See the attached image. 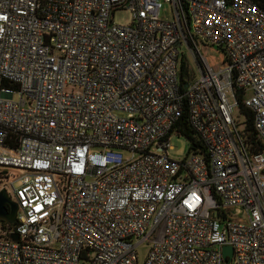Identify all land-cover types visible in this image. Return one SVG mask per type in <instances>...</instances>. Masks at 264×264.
<instances>
[{
    "label": "built area",
    "instance_id": "built-area-1",
    "mask_svg": "<svg viewBox=\"0 0 264 264\" xmlns=\"http://www.w3.org/2000/svg\"><path fill=\"white\" fill-rule=\"evenodd\" d=\"M164 2L0 0V264H264V151L236 118L240 94L264 144V9ZM184 100L208 158L169 156Z\"/></svg>",
    "mask_w": 264,
    "mask_h": 264
},
{
    "label": "trees",
    "instance_id": "trees-1",
    "mask_svg": "<svg viewBox=\"0 0 264 264\" xmlns=\"http://www.w3.org/2000/svg\"><path fill=\"white\" fill-rule=\"evenodd\" d=\"M254 4L264 9V0H251ZM179 79H180V88L181 92H185L184 86L190 84L195 79V74L191 70L189 63L186 57L181 58L179 65ZM237 101L239 104L237 121L238 125L241 128L242 135L245 139L246 144L251 153H257L264 151V144L260 142L257 138V135L253 129V113L247 109L242 103V96L237 95ZM243 116V118H241ZM174 130L182 137H185L189 143V151H193L199 154H202L206 158L209 157L207 147L197 134V132L191 126L189 120V108L187 101H183L182 106V115L179 118V121L174 127ZM0 180L3 179L5 171L0 169Z\"/></svg>",
    "mask_w": 264,
    "mask_h": 264
},
{
    "label": "rangeland",
    "instance_id": "rangeland-1",
    "mask_svg": "<svg viewBox=\"0 0 264 264\" xmlns=\"http://www.w3.org/2000/svg\"><path fill=\"white\" fill-rule=\"evenodd\" d=\"M163 3L161 12H160V18L162 19H171L172 18V10L171 6L164 2V0H161ZM112 21L118 25H129L132 22V14L130 10L125 8L116 9L113 12ZM183 51H185L186 59L189 63V66L191 70L195 74V78L199 76V70L198 66L195 63V60L193 59L190 51L187 49V47H183ZM201 52L204 55V57L207 58L209 64L217 68L219 66H223V63L225 62V55L223 52L215 47H208L204 46L201 48ZM243 118V116L241 117ZM171 144L173 146V150L169 151V156L175 160L183 159L188 151H189V141L182 136L174 135L171 138ZM124 156H130L129 153L123 152ZM148 251L147 243H144L143 245H140L138 247V257L140 263H142L145 260L146 254ZM234 264V263H231Z\"/></svg>",
    "mask_w": 264,
    "mask_h": 264
},
{
    "label": "water",
    "instance_id": "water-1",
    "mask_svg": "<svg viewBox=\"0 0 264 264\" xmlns=\"http://www.w3.org/2000/svg\"><path fill=\"white\" fill-rule=\"evenodd\" d=\"M188 88V84L184 86V89ZM10 205L11 210L9 211L6 205ZM18 210V205L14 202L8 195L6 190L0 191V220L13 224L16 220V213ZM17 239V236L13 237ZM224 255L231 256L232 255V248L229 246L224 247Z\"/></svg>",
    "mask_w": 264,
    "mask_h": 264
},
{
    "label": "flooded vegetation",
    "instance_id": "flooded-vegetation-1",
    "mask_svg": "<svg viewBox=\"0 0 264 264\" xmlns=\"http://www.w3.org/2000/svg\"><path fill=\"white\" fill-rule=\"evenodd\" d=\"M6 207H7V209L10 211L11 210V207H10V205H6Z\"/></svg>",
    "mask_w": 264,
    "mask_h": 264
}]
</instances>
